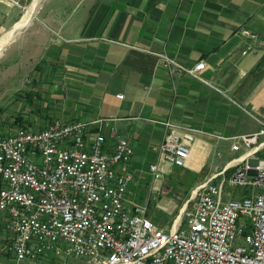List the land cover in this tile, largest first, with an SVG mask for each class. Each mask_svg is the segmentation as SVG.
Segmentation results:
<instances>
[{"label":"crops","instance_id":"crops-1","mask_svg":"<svg viewBox=\"0 0 264 264\" xmlns=\"http://www.w3.org/2000/svg\"><path fill=\"white\" fill-rule=\"evenodd\" d=\"M15 1L0 0V33L13 31L0 72L5 92L28 78L34 90L53 93L61 79L65 119H54H106L108 140L112 128L134 147L132 173L151 148L159 151L165 120L187 127L197 153L200 144L251 132L234 130L237 106L264 115V0H32L20 27L26 10L20 16L23 0ZM165 52L188 68L204 61L207 82L170 74Z\"/></svg>","mask_w":264,"mask_h":264},{"label":"built area","instance_id":"built-area-1","mask_svg":"<svg viewBox=\"0 0 264 264\" xmlns=\"http://www.w3.org/2000/svg\"><path fill=\"white\" fill-rule=\"evenodd\" d=\"M161 56L170 74L206 81L204 61L188 68ZM246 112L260 128L225 138L239 153L199 183L169 227L154 224L147 202L129 196L134 148L114 131L108 140L106 119H54L39 130L0 132V224L8 252L17 260L63 256L76 264H264V156L251 162L264 149V119ZM162 123L160 158L148 166L157 190L163 165L186 167L192 151L182 133L187 127ZM226 181L261 191L233 194Z\"/></svg>","mask_w":264,"mask_h":264},{"label":"rangeland","instance_id":"rangeland-1","mask_svg":"<svg viewBox=\"0 0 264 264\" xmlns=\"http://www.w3.org/2000/svg\"><path fill=\"white\" fill-rule=\"evenodd\" d=\"M31 1L32 0H23V2L19 1V7L21 9L20 16L25 10L28 9ZM244 32L251 39H258L256 34L247 31ZM0 35H2V33H0ZM9 45L10 43L6 44L0 53V72L3 71L1 69L5 64V53L7 52L6 50ZM163 54L171 57L166 52ZM161 58L164 66V59L162 56ZM4 80V78H0V82L2 83L1 85H3ZM22 81L25 83L23 86V89L25 90L18 89L16 92L6 93L5 91L7 90V87L4 85L0 86V132L8 133L17 127H27L32 130H39L54 118H63L61 115L63 107L62 103L65 101H62L63 94L61 92V79H57L55 83L56 87L52 88L53 90L56 89V92L52 90L53 93H48L44 90H41L40 88L34 90L31 85L32 83L26 85L29 83L28 78L22 79ZM25 86H27V88H25ZM237 107V110H234L235 113L233 112V121L236 126L234 130H236V132H244L247 130L253 132L258 130L260 128V124L256 122L251 115L247 114L246 111L261 119H264V115L254 111L250 106L247 105ZM17 116L22 117L20 121L21 123L15 122ZM75 119L85 120L87 118L78 117L71 120ZM111 131L114 130L110 128V132ZM119 136L129 138L126 134ZM260 139H264V135L260 136ZM200 145H203V147L201 146L199 148L200 151H197V153H194V150L191 151L193 154L190 156V159L187 161V163H189V161H191V165L192 163H195L196 165L203 163V166L199 167L198 170L176 165L169 166V169L163 174L159 190L153 188L152 175L148 170V166L150 164L149 162L159 161L158 150L151 148L150 158H148L149 161H142L141 159L138 160L137 166L139 171L133 173L131 171V165L134 156H132L130 159L127 165L132 173V181L129 186V196L131 199L137 202H147L148 217L153 221L154 224L158 226L169 227L175 222V220L181 218L183 215V210L188 208L191 203L190 199L192 198L196 187L204 180L205 175L210 171L209 169H213L214 167L221 168L223 164L231 160L233 156H236L239 153H233L230 151L231 141L229 139L226 141L221 140L219 143L212 140L211 143L206 142ZM215 152H218V154ZM262 156H264V149L257 155L256 158L251 159V162H256L257 158ZM228 174L229 172L226 174V176H228ZM224 190L230 191L233 194L255 195L261 191V188L259 186L253 185L234 186L226 181ZM227 198V196H223V200ZM8 242V233L3 225L0 224V264H63L66 261L76 264L80 262L77 258L68 257L65 259L63 256H60L59 258H48L47 260L38 261L17 260L11 252H8Z\"/></svg>","mask_w":264,"mask_h":264},{"label":"bare ground","instance_id":"bare-ground-1","mask_svg":"<svg viewBox=\"0 0 264 264\" xmlns=\"http://www.w3.org/2000/svg\"><path fill=\"white\" fill-rule=\"evenodd\" d=\"M35 2H33L28 7V9L25 11L24 15L21 17V20L16 23L17 27L18 26L20 27V26L26 24L29 21L30 15H31L32 11L35 8ZM12 36H13V31L12 30H9V31L3 33L2 35H0V53L3 50V48L5 47V45L10 41V39L12 38Z\"/></svg>","mask_w":264,"mask_h":264},{"label":"trees","instance_id":"trees-1","mask_svg":"<svg viewBox=\"0 0 264 264\" xmlns=\"http://www.w3.org/2000/svg\"><path fill=\"white\" fill-rule=\"evenodd\" d=\"M21 116H17V119H15V122H17V123H21L20 121H21Z\"/></svg>","mask_w":264,"mask_h":264}]
</instances>
